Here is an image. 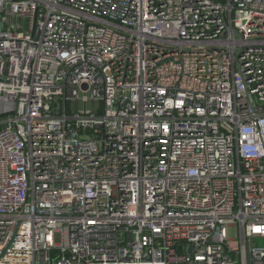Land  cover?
Segmentation results:
<instances>
[{"label": "built area", "instance_id": "2783aa9c", "mask_svg": "<svg viewBox=\"0 0 264 264\" xmlns=\"http://www.w3.org/2000/svg\"><path fill=\"white\" fill-rule=\"evenodd\" d=\"M0 20V264H264V0Z\"/></svg>", "mask_w": 264, "mask_h": 264}, {"label": "water", "instance_id": "95a60500", "mask_svg": "<svg viewBox=\"0 0 264 264\" xmlns=\"http://www.w3.org/2000/svg\"><path fill=\"white\" fill-rule=\"evenodd\" d=\"M1 29H2V22H1V20H0V31H1ZM83 87L85 88L84 85H83Z\"/></svg>", "mask_w": 264, "mask_h": 264}, {"label": "rangeland", "instance_id": "374dc122", "mask_svg": "<svg viewBox=\"0 0 264 264\" xmlns=\"http://www.w3.org/2000/svg\"><path fill=\"white\" fill-rule=\"evenodd\" d=\"M80 107H81V105H80Z\"/></svg>", "mask_w": 264, "mask_h": 264}]
</instances>
